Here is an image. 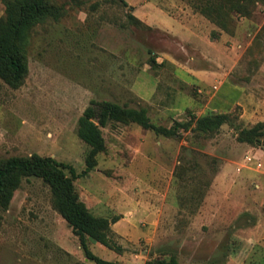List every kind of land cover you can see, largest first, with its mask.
I'll return each instance as SVG.
<instances>
[{
  "label": "rangeland",
  "instance_id": "374dc122",
  "mask_svg": "<svg viewBox=\"0 0 264 264\" xmlns=\"http://www.w3.org/2000/svg\"><path fill=\"white\" fill-rule=\"evenodd\" d=\"M50 2L60 14L30 30L22 82L11 87L0 78V160L39 154L72 166L87 208L119 218L109 239L120 251L87 241L105 260L144 264L174 256L182 264H264L262 239L249 251L212 240L258 223L264 228V140L238 139L241 130L264 121V0ZM207 5L215 21L200 13ZM159 7L203 16L214 27L212 38L224 35L236 61L231 80L242 99L214 131L193 129V116L209 111L168 67L167 55L186 61L175 39L130 18ZM5 10L0 0V20ZM91 100L145 108L154 126L174 134L110 121L101 128L105 150L85 172L89 147L77 135V122ZM207 210L216 216L211 222ZM253 213L261 220L249 221ZM183 221L194 226L191 249L178 236ZM0 264H95L39 177L24 178L0 208Z\"/></svg>",
  "mask_w": 264,
  "mask_h": 264
},
{
  "label": "trees",
  "instance_id": "16d2710c",
  "mask_svg": "<svg viewBox=\"0 0 264 264\" xmlns=\"http://www.w3.org/2000/svg\"><path fill=\"white\" fill-rule=\"evenodd\" d=\"M212 9L213 6L207 5L200 8V13L215 21L211 16ZM59 14L60 11L50 0H6L5 15L0 20V78L5 83L17 87L27 74L25 52L32 27L48 17L57 19ZM130 15L132 20L145 25L132 13ZM150 60L155 62L154 57ZM192 93L196 97V93L194 91ZM229 116V112L212 111L201 116H193L192 123L195 124L193 129L201 132L214 131L225 123ZM110 121L123 124L137 123L164 135L174 134L171 128L154 126L149 121L145 108H129L108 100H91L77 122V135L89 147L85 172L94 167L96 155L105 150L101 128ZM178 125L187 127L190 123ZM261 137L264 140V121L249 129H243L238 134L239 140L248 142H258ZM30 176L39 177L50 186L53 205L78 238L86 258L95 264H118L117 261L98 257L87 245V241L90 240L120 251V247L109 239L110 226L119 219L118 216L111 218L96 216L87 208L75 190L74 180L78 174L66 163L39 154L10 156L0 160V208L8 206L22 180ZM144 264L182 263L171 256L168 259H149Z\"/></svg>",
  "mask_w": 264,
  "mask_h": 264
},
{
  "label": "crops",
  "instance_id": "0c3cea01",
  "mask_svg": "<svg viewBox=\"0 0 264 264\" xmlns=\"http://www.w3.org/2000/svg\"><path fill=\"white\" fill-rule=\"evenodd\" d=\"M133 15L149 28H157L167 37L175 39L176 45H179L178 47L184 52L186 61L167 55L168 67L173 68L174 76L193 88L196 93L194 99L202 103L205 109L212 112H229L240 104L241 88L231 80V71L236 61L232 59L231 50L224 42V35L218 34L217 37L212 38L210 32L214 27L207 19L197 15L191 18L185 11L181 16L169 14L160 7L150 8L142 15L133 12ZM200 24L204 28L207 26L209 28L203 30L196 28L198 27L196 25ZM193 217L194 214H191L188 218L193 219ZM194 218L197 219V215ZM206 218L208 222L216 218L213 210H207ZM253 218L260 221L261 215L255 213L248 220L251 221ZM184 221L178 236L182 246L191 249L193 244H197V238L193 236L195 231L192 223ZM229 231L221 234L223 235L221 241L217 237L212 239L213 242L225 244L226 241H231L237 244L238 249L242 247L247 250H253L254 245L261 239L264 242V228L259 223L250 230Z\"/></svg>",
  "mask_w": 264,
  "mask_h": 264
}]
</instances>
